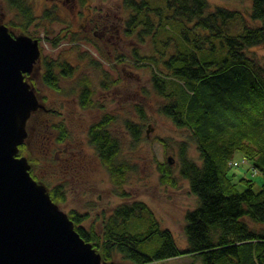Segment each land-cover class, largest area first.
<instances>
[{
	"label": "trees",
	"instance_id": "16d2710c",
	"mask_svg": "<svg viewBox=\"0 0 264 264\" xmlns=\"http://www.w3.org/2000/svg\"><path fill=\"white\" fill-rule=\"evenodd\" d=\"M4 1L17 9L24 29L34 25L31 0ZM124 10L129 14L126 35L150 43L147 53L134 49L129 65L137 62L150 73L158 111L189 131L197 146L200 164L188 156V142H181L179 173L199 205L186 213L187 250L179 249L141 201L114 209L100 232L85 227L86 215L73 211L69 217L76 230L108 263L118 256L131 264H150L192 255L201 264H264V181L256 190L252 179L236 181L230 173V162L241 156L249 161L246 168L264 178V62L253 51L264 45V0H251L250 24L242 12L213 7L209 0H124ZM67 30L57 35L54 46ZM121 57L119 62L127 61ZM43 59V83L64 92L61 82L74 77V67L63 59ZM88 82L81 87L83 107L90 103ZM140 114L141 122H125L132 144L147 139V116L141 109ZM114 121L104 115L90 127L89 140L117 194L126 197L123 187L133 167L122 157L124 142L110 128ZM52 128L58 141L67 140L63 125L52 123ZM170 164L159 168L165 183L174 180ZM152 242L158 245L152 248Z\"/></svg>",
	"mask_w": 264,
	"mask_h": 264
},
{
	"label": "rangeland",
	"instance_id": "374dc122",
	"mask_svg": "<svg viewBox=\"0 0 264 264\" xmlns=\"http://www.w3.org/2000/svg\"><path fill=\"white\" fill-rule=\"evenodd\" d=\"M31 2L36 21L26 30L17 9L0 0V25L8 26L13 35L25 34L38 39L42 52L33 73L26 74V81L33 84L43 107L33 112L27 121L28 137L20 147L19 157L28 160L33 178L47 188L61 210L67 214L76 211L86 215L85 227L94 226L100 232L102 222L114 209L141 201L152 210L159 226L172 233L179 249L187 250L185 217L199 201L191 193L189 182L179 173V145L188 142V156L200 164L199 153L190 139V132L180 130L158 111L159 101L150 92V73L137 62L129 65L134 49L147 53L150 43L142 44L126 35L129 14L124 10V0ZM209 2L213 7L240 11L247 23H251V0ZM66 27L67 32L59 38L60 45L54 46V39ZM253 51L264 62V45ZM120 56L127 61L119 62ZM43 57L63 59L74 67V77L61 82L64 92L54 91L43 83ZM87 80L91 83V98L88 106L83 107L80 92ZM103 80L109 83L102 85ZM140 109L147 116L143 125L147 139L143 137L140 143L132 144L125 122L128 119L141 122ZM43 112L51 113L47 116ZM104 115L115 117L110 128L124 142L122 157L133 167L123 187L126 197L117 194L118 188L113 185L89 140L90 127ZM52 123L66 128L67 140L58 141L59 133L52 128ZM161 140H165V144ZM168 162H171L174 180L165 183L159 168ZM248 162L237 156L230 162V173L235 175L236 181L241 177L252 179L255 189L260 190L264 178L246 168ZM57 189L63 194H60L61 199L55 196L59 193ZM156 245L157 242H152L151 247ZM193 263L201 264L196 257L185 255L150 264ZM110 264L131 263L118 256Z\"/></svg>",
	"mask_w": 264,
	"mask_h": 264
},
{
	"label": "water",
	"instance_id": "95a60500",
	"mask_svg": "<svg viewBox=\"0 0 264 264\" xmlns=\"http://www.w3.org/2000/svg\"><path fill=\"white\" fill-rule=\"evenodd\" d=\"M41 53L38 39L0 25V264H110L19 157L27 121L43 107L25 79Z\"/></svg>",
	"mask_w": 264,
	"mask_h": 264
},
{
	"label": "flooded vegetation",
	"instance_id": "af4514ba",
	"mask_svg": "<svg viewBox=\"0 0 264 264\" xmlns=\"http://www.w3.org/2000/svg\"><path fill=\"white\" fill-rule=\"evenodd\" d=\"M26 78H28V77H26Z\"/></svg>",
	"mask_w": 264,
	"mask_h": 264
}]
</instances>
